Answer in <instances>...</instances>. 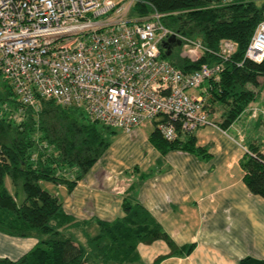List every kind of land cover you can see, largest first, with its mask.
I'll use <instances>...</instances> for the list:
<instances>
[{
  "label": "trees",
  "instance_id": "obj_1",
  "mask_svg": "<svg viewBox=\"0 0 264 264\" xmlns=\"http://www.w3.org/2000/svg\"><path fill=\"white\" fill-rule=\"evenodd\" d=\"M221 1L138 0L135 7L140 16L152 11L183 12L167 17L165 23L183 36L200 40L207 50L195 62L167 57L164 51L162 57L185 73L203 64L222 65L219 80L209 79L200 89L210 120L226 129L257 99V88L264 78V59L254 62L246 58L264 16V0L225 6L220 5ZM226 39L235 42L236 50L224 61L220 48ZM166 121L175 122L168 115L159 119ZM155 123L157 127L149 139L162 153L180 149L207 155L205 148L197 146L194 131H183L177 125L176 138L167 140L158 129V121ZM114 129L92 119L83 109L52 98L37 97L34 104H25L13 86L4 77L0 79V229L39 239L20 259L0 258V264H91L84 243L65 231L68 226L85 222L68 214L60 198L44 188L43 181L66 183L72 190L110 147ZM240 163L251 191L264 197V153L251 146ZM7 178L21 186L25 194L21 202L6 186ZM122 209L123 217L96 220L99 230L93 236L89 234L93 250L105 264H135L140 260L138 245L156 240L167 242L169 255L193 251L194 244L178 246L133 196L124 197ZM164 258L159 256L154 264ZM241 264H264V259L245 257Z\"/></svg>",
  "mask_w": 264,
  "mask_h": 264
},
{
  "label": "built area",
  "instance_id": "obj_2",
  "mask_svg": "<svg viewBox=\"0 0 264 264\" xmlns=\"http://www.w3.org/2000/svg\"><path fill=\"white\" fill-rule=\"evenodd\" d=\"M138 0H132L130 9ZM243 0H222V6ZM118 8L114 0H0V72L25 104L37 97L52 98L83 109L92 119L129 133L144 122L158 121L167 140L213 125L205 97L191 94L213 79L220 64H203L185 73L162 57V44L180 41L181 55L191 62L207 50L196 39L183 36L165 23L183 12L152 11L133 21L100 20ZM236 44L222 42L227 61ZM264 59V16L246 52ZM253 115L264 109L251 108ZM162 115L175 122H159Z\"/></svg>",
  "mask_w": 264,
  "mask_h": 264
},
{
  "label": "crops",
  "instance_id": "obj_3",
  "mask_svg": "<svg viewBox=\"0 0 264 264\" xmlns=\"http://www.w3.org/2000/svg\"><path fill=\"white\" fill-rule=\"evenodd\" d=\"M251 104L226 129L204 125L194 130L197 146L206 149V156L180 149L162 153L149 139L155 121L129 133L115 128L110 147L72 190L66 183L55 184L54 190L47 187L68 214L85 222L68 226L66 233L83 243L84 235L99 230L96 220L114 221L125 215L122 203L129 194L178 246H195L191 253L169 255L171 248L164 240L140 243L141 264H154L159 256H165L159 264H241L245 257L264 259V197L251 191L240 163L251 146L264 153V145L255 137L264 128V118L250 114L253 105H263ZM38 241L33 235L0 229V258L16 261Z\"/></svg>",
  "mask_w": 264,
  "mask_h": 264
},
{
  "label": "rangeland",
  "instance_id": "obj_4",
  "mask_svg": "<svg viewBox=\"0 0 264 264\" xmlns=\"http://www.w3.org/2000/svg\"><path fill=\"white\" fill-rule=\"evenodd\" d=\"M116 2V4L118 5V8L112 12L109 16L105 15L104 17H100V20H107V21H112V20H116V19H124L127 21H133L135 19H138V17H140L139 11L137 7H133V9H130V5L132 3V0H114ZM176 56L184 58L181 55V50L178 51V53L176 54ZM169 59V58H168ZM0 79L2 80L3 77L1 76ZM201 91V89H190L188 90L189 93H195L198 94ZM258 102L259 104H262L263 106H259V105H253V103ZM251 105L259 107L260 110L264 109V78L262 79V84L260 86V90L259 93L257 95V99L254 101ZM251 116H253V112L250 113ZM150 122V121H147ZM144 122V123H147ZM143 123V125H144ZM149 126H153V124H149ZM255 137L257 139H259L260 143L262 145H264V128L257 130L255 133ZM57 182L54 181H48L45 180L43 181V186L47 189V187H50L49 189L54 190ZM6 186L8 187V189L10 190L11 193L16 194L17 195V199L19 202H21L24 199V192L21 188V186H15L11 179L7 178L6 181ZM89 234L90 236H93L95 234V232H90L87 235H84L83 237V243L87 248V253L89 256V260L91 264H105L103 261V258L99 255H96L95 251L93 250L92 244L89 241ZM77 240H79L77 237H75ZM80 241V240H79ZM106 242V240H105ZM135 264H141V262H136Z\"/></svg>",
  "mask_w": 264,
  "mask_h": 264
},
{
  "label": "water",
  "instance_id": "obj_5",
  "mask_svg": "<svg viewBox=\"0 0 264 264\" xmlns=\"http://www.w3.org/2000/svg\"><path fill=\"white\" fill-rule=\"evenodd\" d=\"M181 45V43H180V41H178L175 37H170L167 41H165L163 44H162V49H163V51H164V53H165V55L167 56V57H171V55H172V47L174 46V45Z\"/></svg>",
  "mask_w": 264,
  "mask_h": 264
},
{
  "label": "flooded vegetation",
  "instance_id": "obj_6",
  "mask_svg": "<svg viewBox=\"0 0 264 264\" xmlns=\"http://www.w3.org/2000/svg\"><path fill=\"white\" fill-rule=\"evenodd\" d=\"M179 50H180V46L175 44L172 47V56H176V54L178 53Z\"/></svg>",
  "mask_w": 264,
  "mask_h": 264
}]
</instances>
